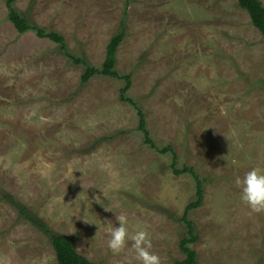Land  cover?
Masks as SVG:
<instances>
[{
	"label": "rangeland",
	"instance_id": "374dc122",
	"mask_svg": "<svg viewBox=\"0 0 264 264\" xmlns=\"http://www.w3.org/2000/svg\"><path fill=\"white\" fill-rule=\"evenodd\" d=\"M125 5L115 70L130 74L126 94L154 143L172 145L177 167L203 179L202 202L187 213L196 264H264V213L251 212L236 184L264 172V45L236 0L14 2L96 67ZM83 68L50 40L18 34L0 0V264H57L49 236L2 192L94 264H137L131 241L118 254L107 247L119 215L130 234L148 233L161 264H174L194 178L172 174L170 154L143 142L134 109L118 99L121 80L81 83Z\"/></svg>",
	"mask_w": 264,
	"mask_h": 264
},
{
	"label": "trees",
	"instance_id": "16d2710c",
	"mask_svg": "<svg viewBox=\"0 0 264 264\" xmlns=\"http://www.w3.org/2000/svg\"><path fill=\"white\" fill-rule=\"evenodd\" d=\"M15 0H5V6L7 9V20L13 25L18 34L32 31L39 38H46L51 42L58 45L63 54L70 59L74 64H83L84 68L80 75L81 83L87 82L95 75H102L112 78H117L123 82V85L118 90V99L121 102L129 104L135 111L137 117V130L142 134L143 142L155 151L163 154H170L171 162L169 168L174 175L189 174L194 178L195 194L194 200L189 202L181 215V221L185 226V235L179 240L178 248L183 254V259L174 261V264H196L195 250L190 246L198 240L197 235L194 232V228L191 220L187 217V213L192 208L198 207L203 199L202 181L196 172L189 166L177 167V157L172 145L168 144L162 147H158L152 138L146 127V119L142 108L129 97L126 93L130 87V74H119L115 70L116 64V52L118 46L123 41L126 34V5L123 10V16L120 20L117 31L109 38L106 47L104 59L99 67L87 65L82 58L70 53L64 43L63 36L57 32L48 30L44 27H40L37 24L31 22L25 15L20 12L14 6ZM237 5L246 11L251 24L259 31L262 42L264 45V6L260 0H236ZM127 4V2H126ZM7 201L17 206L19 214L28 220L31 224L38 227L42 232L47 234L50 239V244L54 252V257L57 264H94L86 257L80 255L74 248L73 240L68 235L54 234L46 226L45 223L36 220L32 217L27 209L16 201L11 199L5 192L1 193Z\"/></svg>",
	"mask_w": 264,
	"mask_h": 264
},
{
	"label": "clouds",
	"instance_id": "9594fccd",
	"mask_svg": "<svg viewBox=\"0 0 264 264\" xmlns=\"http://www.w3.org/2000/svg\"><path fill=\"white\" fill-rule=\"evenodd\" d=\"M236 184L240 188V199L253 213H264V172L252 168L242 178H236ZM118 226L110 230L107 241L108 249L114 254L123 251L131 241V247L135 252L137 264H161V258L149 251L151 240L148 233L137 230L129 233L127 219L124 215L115 216Z\"/></svg>",
	"mask_w": 264,
	"mask_h": 264
}]
</instances>
